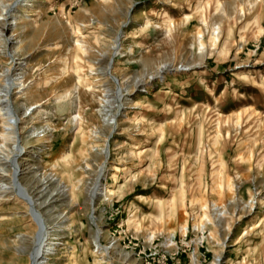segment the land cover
<instances>
[{"label":"rangeland","instance_id":"1","mask_svg":"<svg viewBox=\"0 0 264 264\" xmlns=\"http://www.w3.org/2000/svg\"><path fill=\"white\" fill-rule=\"evenodd\" d=\"M2 2L0 73L23 65L26 86L6 145L49 223L71 218L50 264H264V0H32L18 26L21 0ZM161 62L172 70L151 78ZM4 151L0 264H30L18 249L37 228Z\"/></svg>","mask_w":264,"mask_h":264},{"label":"bare ground","instance_id":"2","mask_svg":"<svg viewBox=\"0 0 264 264\" xmlns=\"http://www.w3.org/2000/svg\"><path fill=\"white\" fill-rule=\"evenodd\" d=\"M31 1L32 0H21V3L18 4V8L21 9L24 13L19 14V15L15 14L13 16L15 26H18L19 23L23 21L24 15L28 16L29 11L33 9L34 5H33V3H31ZM6 16L9 17V11L6 9L5 2H2L1 7H0V20L6 19ZM216 29L217 30L212 32V36L215 39L218 37V34H219L218 33V25H217ZM0 35H1V33H0ZM198 37L201 38L202 35L200 34V35H198ZM21 42H22V40H20V43ZM199 43L201 46H203V44L201 43V40H199ZM113 47L116 48V50L119 47L117 37L114 40ZM14 52H16V50H14ZM187 66L188 65L183 64V65H181V68L185 70L187 68ZM172 67H173V65L171 62H161L160 65L157 66V70L154 73L150 74L151 78L154 76L163 77L162 75L165 72H168V70L171 71L172 69H170V68H172ZM106 69L108 71L109 66H107ZM22 70H23V65H21L18 68V72L15 74H13L11 68H7L6 70L4 69V71L2 73H0V76H3L2 80H1L3 83V86L0 88V118H1L2 124H3V129L1 130V133H0V138L2 141V142H0V150L1 151L5 150L7 152L6 153L4 151L5 156L3 157V159H6L7 161H9V163L11 164V166L13 168L11 181L9 182V184L12 186L11 187L13 190L12 193L17 194L18 197H19V195L21 196L22 202L26 204L28 211H29V214L31 216V220L36 225V228H37L36 236H34V239H33L32 245L30 246V249H27L26 247H24V248L18 249V252L23 254V255H27L28 261L30 262V264H50V260L52 259V256L55 255L56 252L59 251V247L61 245V242L58 240H59V237H61V235H62L61 232L64 229L69 228V222L71 221V218H70V216L63 215V213H62V214H59V218L63 216V218H65L63 222H59V223H55V224L49 223L48 219L46 217H44V215L37 208V206H40L41 203L38 202V199L32 197L31 194L29 193V191L27 190V188L24 187L23 185H21V183L19 182V179H17V174L19 172V166L17 164H15V158L22 151L23 148H21L18 145V143H14L10 146H7L6 144H7V142L14 139V135H17L18 130H19L18 125H19L20 117H19L17 111L11 105L9 98L11 96V91H12L13 87L18 88V91L19 90L20 91L25 90L26 86H25V82L23 80L24 75H23ZM173 71H178V68L173 69ZM7 77H9L11 82H12L10 85L7 82ZM46 82L48 83V80ZM140 82L136 83V85L139 84ZM120 87H121V94L118 95L117 98L114 97L113 101L109 100L108 98L105 100L106 104H110V105L115 104V102H116L117 105L115 107H116L117 111L119 110L121 101L124 97V95H123L124 86L121 85ZM125 89H126V91H129V88H125ZM2 92H4V93L1 94ZM64 97H67V95L60 94V95L56 96V99H59V98L62 99ZM31 106L32 105L25 107V111H24L25 114H27V112L30 110ZM103 107H105V106H103ZM104 115H105V117L108 118L107 119L108 125H109V122L114 121L116 116H117L116 113H112V112L111 113H105ZM73 121H75L78 124L80 123V114L78 112L73 117ZM32 134H36L38 141H40V142H44L45 139H47V134L45 133L44 129L40 130V128H35L33 130ZM102 153L104 154V157L106 159L107 153H108L107 148H103ZM103 172H104V167L101 168L99 176H101V174H103ZM0 186H1V188H6L5 186L4 187L2 185H0ZM61 187H62L61 184L57 185L55 187L54 191H56L58 194ZM96 192H97V189L91 191V195H90V202L91 203H93V201H95V199L97 198L98 194ZM100 192L103 194L102 197L108 198V200H110L112 198V196H114L116 194V190L114 188L102 189V191H100ZM69 200L70 201H68L67 205L68 206L73 205L74 196H70ZM95 209L96 208H94V210ZM183 228L186 229L185 226H183ZM103 232L104 231L98 227L96 235L93 238V241H94L95 247H96L95 252L96 253L98 252L99 254H105V250L107 249V248L102 247V245L100 244V241H99ZM113 248L115 250L118 249L117 246H114ZM219 259H220V257H217L214 260V264H217ZM193 264H197L196 260H194Z\"/></svg>","mask_w":264,"mask_h":264},{"label":"built area","instance_id":"3","mask_svg":"<svg viewBox=\"0 0 264 264\" xmlns=\"http://www.w3.org/2000/svg\"><path fill=\"white\" fill-rule=\"evenodd\" d=\"M166 260V261H165ZM164 261H158L157 262V264H169L168 262H167V259H165Z\"/></svg>","mask_w":264,"mask_h":264}]
</instances>
